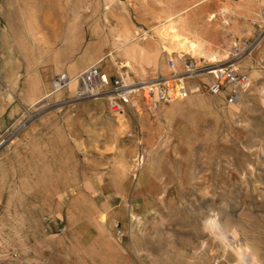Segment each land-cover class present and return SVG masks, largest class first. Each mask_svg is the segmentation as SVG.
I'll list each match as a JSON object with an SVG mask.
<instances>
[{
    "label": "rangeland",
    "instance_id": "obj_1",
    "mask_svg": "<svg viewBox=\"0 0 264 264\" xmlns=\"http://www.w3.org/2000/svg\"><path fill=\"white\" fill-rule=\"evenodd\" d=\"M121 1L129 8V14L124 13V17L132 34L138 33L141 43L154 41L149 48L150 55L154 53L153 49H159L164 67L157 72L158 77L177 72L178 63L185 70L186 63L191 60L201 68L196 73L206 71L208 68L203 67L214 61L205 58L202 53L219 49L216 30L223 24V16L217 14L219 6L224 2L231 12L236 13L234 17L226 13L231 23L235 20L238 22L237 14H242L240 0H210L197 5L189 11L188 20L191 24H208L207 28H193L203 44L192 53L179 52L175 48L169 49L171 44L165 45L159 41L153 30L159 25L156 15L165 8L175 15L179 9L197 0ZM105 2L44 0V14L46 20L47 16H53L51 25L60 18L62 33L75 43L77 67L81 66L78 72L98 64L109 70L111 78L117 74L127 78L128 70L121 67L124 62L122 55L116 54V63L107 58L100 61L108 49L103 47L99 50L93 45L99 39L92 31L95 25L109 31L103 10ZM75 5L90 7L76 17L71 11ZM263 11L264 6L257 13L247 16V20L240 19L246 21L251 30L248 25L240 23L237 27L233 24L234 30L224 45L227 51L221 63L233 60L241 72L246 73L242 63L252 56L249 62L254 66L253 72L246 73L250 83L242 94L246 111L240 115L228 116L219 109L199 110L194 107L186 112L174 111L169 122L157 115L161 107L174 102L184 103V98L159 103L155 108L138 101L134 106H124V114L114 116L106 98L96 99L98 105L91 104L92 98H74L81 85L79 77L78 85L72 89L68 85L60 91H53L57 74L70 75L73 69L51 76L44 92L53 93L30 107L27 97L32 87L38 89L37 81L32 80L27 87L22 85L20 73L6 78V71L0 64V111L20 104L19 101L23 102L24 106L13 127L26 118L27 125L21 128H27V133L28 128H33L30 132L34 134H27L25 138L33 141L29 147L42 146L44 152H36L39 159L45 161L44 197L28 198L27 203L29 209L34 211L28 216L29 224L33 227L29 232V245H25L18 233L14 232L11 236L12 246L0 247V263L214 264L223 253L219 243L208 238L203 219L217 213L228 227L238 230L241 242L249 244L257 252L258 263L264 264V101L261 96L264 86V43L261 40L251 53L234 56L235 44L249 42L256 36L255 23ZM211 12L217 15L212 22H208ZM115 18L109 17V20L114 21ZM70 27L76 28V31L71 33ZM170 58L175 61L173 69L168 66ZM106 63L108 68L104 66ZM206 77V82L201 84L197 93L211 97L207 92L211 75ZM191 81L190 78L185 80L188 89ZM188 94L192 96L195 93L190 94L189 89ZM224 100L228 108H234L237 103L230 104L226 98ZM29 113L31 116H28ZM68 114L75 117L73 125L66 122ZM15 133L9 138L1 137L0 143L1 140L5 141L0 144V150L11 143ZM148 150H157L158 154L149 164L141 183H130L117 175L121 164L134 172L138 155L142 156ZM62 161L66 169L72 166L78 180L67 185L71 192L58 191V179L53 181L54 175L47 170L48 167L57 170L58 163ZM87 179L94 192L83 187ZM26 184H30V189L25 187ZM18 186L28 193L34 191L30 182ZM82 192L91 197L94 205H88L90 216L77 215L79 225L70 226L65 219V210L72 208V198ZM11 201L19 202L15 199ZM3 203L0 197V205ZM131 205L133 213L139 217L138 226L131 224L128 217V206ZM76 211L79 213V210ZM91 217L97 218L102 227H111L115 241L107 237L106 229L103 231L95 227ZM11 218L13 223L22 222L19 215ZM0 238H3L2 232ZM201 242H205V245ZM107 243L108 246L105 245ZM228 259L230 264L235 262L231 253Z\"/></svg>",
    "mask_w": 264,
    "mask_h": 264
},
{
    "label": "bare ground",
    "instance_id": "obj_2",
    "mask_svg": "<svg viewBox=\"0 0 264 264\" xmlns=\"http://www.w3.org/2000/svg\"><path fill=\"white\" fill-rule=\"evenodd\" d=\"M69 1V0H67ZM210 0H197L192 2L181 9H179L175 15H173L172 11L168 8H165L161 13L156 15V19L159 23L158 26L154 27L153 30L157 34V37L160 42L165 45L171 44L172 46L169 47L175 48L179 50V52L187 51L192 53L196 50V47L201 48L203 41L196 36L194 33L193 28H207L208 24L203 26L199 25L198 23L191 24L188 20L189 18V11L192 10L197 5H201L204 3H208ZM264 6V0H240V10H242L241 15L237 14L239 21H233L231 23L228 18H226V13H229L231 17L236 16V13L231 12V8L227 4H221L218 10V16H223L222 23L219 25V29L216 30V40L218 48L215 51H208L207 53H202L205 58L214 61V64H219L225 60L224 54L227 50H224V45L228 40V36L232 34L234 30L233 24L237 27L241 24L248 25V23L242 22L240 19L247 20V16H251L257 13V10L261 9ZM90 6H78L75 5L72 7V13L74 16H78L82 10L88 9ZM104 10V17L107 20L109 31H106L105 28H102L100 25H95L92 29L93 33L98 36V41L95 42L97 49L101 50L103 47L107 48V54L101 56L100 61L104 58H107L108 61L116 63V54L122 55L124 57V62L121 64V67H125L128 72L126 73V77L130 82H135V80L144 81L147 79L156 78L157 72L162 71L163 64L162 58L158 48L153 49L154 53L150 55L149 48L151 43L154 41H148L145 43L139 42V37L137 34H132L130 25L126 22V18L124 17V13L127 15L129 14V8L125 3L121 0H106L105 5L103 7ZM231 12V13H230ZM216 13L211 12L207 18L208 22H212L213 19L217 15ZM109 17H116L114 21L109 20ZM89 18V15L88 17ZM167 24V25H166ZM230 24H232L230 28ZM249 30L252 27L249 25L247 26ZM157 28V29H156ZM76 28L70 27V32L74 33ZM194 38V39H193ZM264 43V38L261 41ZM259 44V43H258ZM251 53V52H250ZM251 56V54H250ZM252 57V56H251ZM250 57V58H251ZM250 58L245 59L242 64H244V68L246 73L252 74L253 72V64L249 62ZM178 59V58H177ZM84 62V61H83ZM87 62V61H86ZM85 63V62H84ZM83 64V63H82ZM241 63L238 65L241 66ZM102 68L103 65H101ZM107 67V63L104 65ZM209 66V65H208ZM81 67V66H79ZM79 67L71 70V74L60 73L64 74L65 76L69 77V87L72 89L74 86L78 85V77L80 83V74ZM108 68V67H107ZM250 68V70H249ZM171 69V68H170ZM173 69V68H172ZM184 70L181 69L180 63H178L177 72H183ZM245 72V71H244ZM58 75V74H57ZM210 73L208 69L203 72H198L192 75L190 79H192V85L189 87L190 94L195 93L192 96L187 95L186 100L184 103L174 102L168 106H163L157 111V115L159 117H163L166 119L167 122L171 120V116L174 111L179 112H186L189 108H196L199 110H203L206 108L210 109H219L225 115L233 116L235 114H243L246 111V101L245 98L241 97L237 101L234 108H228L224 105L225 98H226V90H222L219 93L212 95L211 97H204L202 94L197 93L200 90V86L203 82H206L207 77ZM249 77V76H248ZM137 82V81H136ZM55 85V83H54ZM30 89V87H29ZM30 92V91H29ZM245 92V91H244ZM53 92L51 91H42L41 89H34L32 87L31 94L27 97L30 102V107L35 106L36 104L40 103L42 100L49 97ZM243 94V93H242ZM261 96L263 97L264 101V86L261 90ZM225 97V98H224ZM105 96L95 98L93 100V104L98 105V100L96 99H104ZM184 99V98H183ZM227 100V99H226ZM264 104V102H263ZM134 110V109H133ZM125 113V110L122 114ZM66 122L68 125H73L76 120L72 114H68L66 117ZM21 128V127H20ZM158 151L156 150H148L142 156L138 155V162L137 168L134 169V172L130 171V168H126L121 164V169L118 171L117 175L123 176L125 181L133 183H141L145 176V173L149 167V164L153 162L157 158ZM261 156H263V151H261ZM190 156V154L188 155ZM59 168L57 170L48 167L47 170L53 176V181L57 180L56 189L61 192H71V189L67 187L70 183L77 182L76 174L72 169V166H69L68 169L64 167V163H58ZM49 165V164H48ZM50 166V165H49ZM0 180L2 177L0 176ZM25 187L30 189V184H26ZM83 187L87 191L92 190V184L90 180H84ZM140 202H138L139 204ZM37 204V203H33ZM93 203V200L90 196L83 193L74 196L72 198V208L67 207L65 210L66 215V222L70 226L72 225H79V217L77 215L83 214L84 216H90L88 205ZM129 208V215L131 224L138 226L140 224L139 217L135 215L132 211L133 206H128ZM79 210L77 213L76 210ZM76 211V212H73ZM89 211V212H88ZM104 216V213H102ZM92 219V223L95 227L99 228L100 230L105 231V227L100 225V222L97 218H90ZM86 220V218H85ZM203 228L205 232L208 234V238L214 241H217L220 245V249L222 251L221 259L217 260L216 263L219 262L221 264H230L228 259V254L231 253L235 257V262L232 264H259L257 252L251 248V246L247 243H242L241 239L238 235V230L235 228H230L225 222L220 220V217L217 213H212L208 215L206 218L203 219ZM102 231V232H103ZM107 237L115 241V235L113 229L108 227L106 229ZM202 243V242H201ZM108 246L109 244H105ZM205 245V242L202 243ZM201 247V246H200ZM202 248V247H201ZM219 248V247H218ZM210 253V252H209ZM216 259V258H215Z\"/></svg>",
    "mask_w": 264,
    "mask_h": 264
},
{
    "label": "crops",
    "instance_id": "obj_3",
    "mask_svg": "<svg viewBox=\"0 0 264 264\" xmlns=\"http://www.w3.org/2000/svg\"><path fill=\"white\" fill-rule=\"evenodd\" d=\"M43 3L44 0H0V64L6 71L4 77L20 73L22 85L28 87L32 80H36V86L42 91L48 86L51 76L77 67L75 43L62 33L60 18L52 25V15L47 16L46 20ZM100 67L109 73V70ZM19 103L0 111V139L12 132L14 120L24 106L23 102ZM26 129L18 130L11 143L0 150V176L4 182L0 187V197L4 200L0 205V216H4L0 218V232L3 233L0 247L4 248L12 246L11 236L14 232L18 233L25 245H29V232L33 227L29 224L28 216L34 211L27 205L28 198L44 197L45 161L39 159L36 152L44 150L42 146L29 147L33 141L27 140L25 135L34 133L30 132L33 128H28V133ZM27 182L34 187L32 193L18 186ZM13 199L19 202L13 203ZM13 215H19L22 222L13 223ZM4 263L12 264L9 261Z\"/></svg>",
    "mask_w": 264,
    "mask_h": 264
},
{
    "label": "built area",
    "instance_id": "obj_4",
    "mask_svg": "<svg viewBox=\"0 0 264 264\" xmlns=\"http://www.w3.org/2000/svg\"><path fill=\"white\" fill-rule=\"evenodd\" d=\"M255 25L257 26L256 36L249 42L235 44L234 56L249 53L264 38V11ZM168 66L171 69L175 66L174 59L170 58L168 60ZM203 68H208L211 75L207 85L208 92L215 95L222 90H226V99L230 104H234L239 100L250 83L248 75L241 72L233 60ZM200 69L195 61L191 60L186 63V69L183 72L172 71L168 75L144 81L129 82L120 74L111 78L98 64H93L81 72V85L75 92L74 98L95 99L105 96L109 109L114 116L122 115L124 106H134L138 101L155 108L159 103H170L187 97L189 89L185 84V80L191 78ZM68 83L67 76L58 74L53 81V91L57 92L66 88ZM28 116H31V113ZM25 125H27L26 118L19 121L6 138L11 137L16 130ZM3 141L5 140H1V143Z\"/></svg>",
    "mask_w": 264,
    "mask_h": 264
}]
</instances>
